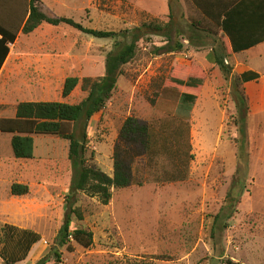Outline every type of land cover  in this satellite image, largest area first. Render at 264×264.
Listing matches in <instances>:
<instances>
[{
    "label": "rangeland",
    "instance_id": "374dc122",
    "mask_svg": "<svg viewBox=\"0 0 264 264\" xmlns=\"http://www.w3.org/2000/svg\"><path fill=\"white\" fill-rule=\"evenodd\" d=\"M72 8L68 16H54L72 18L90 29L120 32L150 23L154 16L149 10L158 15L167 13L169 0H74ZM113 43L68 26L21 35L9 59L13 78L5 91V105L13 109L21 102L78 104L86 93L80 85L64 98V81L68 77L104 76L106 55ZM165 44L166 40L158 36L139 43V55L124 67L125 75L120 77L113 98L89 122L88 156L94 155V164L112 175L114 147L130 116L162 126L159 132L165 138L179 136L173 121L180 111L182 94L190 92L197 100L187 122L189 145L186 135L179 137L182 158L172 154V159L168 156L152 163L137 159L136 181L127 189L115 190L107 206L83 193L74 195L68 204L72 194L70 143L54 136L35 137V158L17 162L24 171L21 177L9 178V172L18 168L12 161L11 146L9 153L4 152L7 163L0 182V264L23 256L18 247L20 236L6 235V225L41 236L25 260L14 264H111L128 260L264 264V141L257 120L248 119L247 149L235 124L232 80L236 75L232 72L228 77L216 65L218 70H205L212 84L191 81L196 87L188 88L179 83L189 81L180 67L191 66L195 58L178 53L153 56L154 47ZM2 89L0 86V95ZM178 166L188 173L187 179L167 182ZM14 183L29 185V195L11 196ZM238 186L245 193L229 228L220 226L214 231L215 216L228 205L227 195ZM70 206L80 208L83 215L82 221L73 216L74 228L92 231L94 244L87 249L72 240V251L67 246L57 248L59 260L55 239Z\"/></svg>",
    "mask_w": 264,
    "mask_h": 264
},
{
    "label": "trees",
    "instance_id": "16d2710c",
    "mask_svg": "<svg viewBox=\"0 0 264 264\" xmlns=\"http://www.w3.org/2000/svg\"><path fill=\"white\" fill-rule=\"evenodd\" d=\"M37 0H32L26 22L24 18L17 25H9L5 30L0 28V70L5 64L10 52L20 34L31 35L42 25L49 24L55 27L68 26L84 34L97 39L112 40V50L106 55L105 75L99 78L69 77L64 83L62 96L69 97L80 85L86 98L78 104L64 102H21L17 106L15 118L0 119V133L12 134V150L17 161H28L35 158V137L54 136L66 140L69 145V160L72 167V180L70 185L71 197L67 200L71 204L73 196L83 193L97 198L101 204L107 206L113 198L115 190H124L136 181L134 165L137 159L144 158L146 162L162 158H182L181 138L184 135L189 145L188 121L191 117L192 107L197 95L184 92L181 97L179 112L173 122L179 130V136L163 137L159 130L163 129L157 123L142 122L135 116L128 117L120 129L119 137L113 152V176L105 173L93 162L94 155L88 156L87 128L91 119L102 112L114 96L120 77L125 75L124 67L130 64L139 55L141 41H147L151 36L166 37V44L155 46L153 56H162L172 53H180L184 49L176 31L173 38L172 23H164L161 18L154 17L150 23H144L141 27L127 29L120 32L102 31L84 27L72 18L56 17L47 14L36 6ZM26 18V17H25ZM236 52L241 49L234 47ZM216 65L224 75L232 74V69L226 65L227 55L213 56ZM189 76V81L179 80L180 84L188 88H194L191 81H205L208 79L206 71L197 60H193L191 66L180 67ZM232 97L236 105L235 124L238 135L247 144L248 149V119L250 114L249 98L244 87V82L239 76L232 80ZM184 131V132H183ZM185 136V137H186ZM236 143L239 145L240 139ZM247 151V150H246ZM248 153V151H247ZM165 156V157H164ZM1 173V159H0ZM172 176V175H171ZM188 177V173L180 166L174 168L173 176L167 182H182ZM142 185V183H140ZM242 183L240 182L239 186ZM235 188L233 194L227 195L228 205H225L215 216L214 231L220 226L227 229L230 221L237 212V206L241 202L245 191ZM247 192V191H246ZM30 187L26 184L14 183L11 186V196L21 198L29 195ZM73 216L80 221L83 215L80 208L70 206L67 209L64 224L55 239V255L60 260L61 254L58 247L67 246L72 251L70 241H75L84 248H90L94 244V233L82 228H74ZM6 235L14 238L20 236L18 247L22 251V258L11 259L10 264L24 261L33 246L41 241V236L33 231L21 230L6 225ZM111 264H151L146 261L128 260L125 263ZM226 264H237L230 260Z\"/></svg>",
    "mask_w": 264,
    "mask_h": 264
},
{
    "label": "crops",
    "instance_id": "0c3cea01",
    "mask_svg": "<svg viewBox=\"0 0 264 264\" xmlns=\"http://www.w3.org/2000/svg\"><path fill=\"white\" fill-rule=\"evenodd\" d=\"M31 1L0 0V28L5 30L9 25H17L23 18L25 23ZM73 3L74 0H37L35 5L47 14L68 16L69 11L73 9ZM149 11V14L161 18L164 23H172L173 38H176L177 31L179 40L184 45L183 51L178 54L194 57L204 70H213L216 67L213 56H228L225 63L232 69V75L239 76L244 82L251 104L249 119L257 120V129L262 133L264 141V0H169L167 13L158 15ZM44 28L55 26L44 24L33 34L41 32ZM164 39L166 40V37ZM10 46L11 52L0 70V86L3 88L0 95V119L15 118L18 106L10 109L4 103L5 91L11 87L13 78L9 69L13 45ZM234 47L241 50L236 52ZM215 69L218 70V67ZM212 83L209 78L204 82V86ZM12 138V134L0 133V182L3 180V170L7 163L4 152H10ZM12 161L15 164L19 162L15 158ZM17 165L16 172L11 170L7 175L9 178L12 175L21 177L24 170L21 171V166Z\"/></svg>",
    "mask_w": 264,
    "mask_h": 264
}]
</instances>
